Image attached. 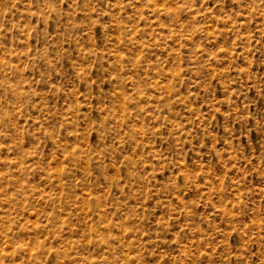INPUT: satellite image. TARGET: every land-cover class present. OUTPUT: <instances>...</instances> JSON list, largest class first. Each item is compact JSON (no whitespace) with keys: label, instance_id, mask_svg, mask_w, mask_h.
<instances>
[{"label":"rangeland","instance_id":"rangeland-1","mask_svg":"<svg viewBox=\"0 0 264 264\" xmlns=\"http://www.w3.org/2000/svg\"><path fill=\"white\" fill-rule=\"evenodd\" d=\"M0 264H264V0H0Z\"/></svg>","mask_w":264,"mask_h":264}]
</instances>
